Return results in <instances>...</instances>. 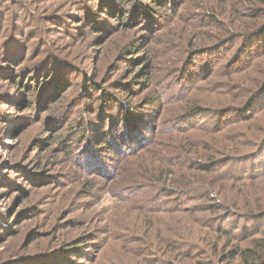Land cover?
<instances>
[{"label": "rangeland", "instance_id": "374dc122", "mask_svg": "<svg viewBox=\"0 0 264 264\" xmlns=\"http://www.w3.org/2000/svg\"><path fill=\"white\" fill-rule=\"evenodd\" d=\"M100 4L0 0V264H240L264 237L234 212L264 204V0Z\"/></svg>", "mask_w": 264, "mask_h": 264}, {"label": "trees", "instance_id": "16d2710c", "mask_svg": "<svg viewBox=\"0 0 264 264\" xmlns=\"http://www.w3.org/2000/svg\"><path fill=\"white\" fill-rule=\"evenodd\" d=\"M104 1L106 2V0H100V3H101L100 4V12H103ZM259 36L260 35L251 32V33L245 35L246 42H250V44L254 45L255 41L257 40V38ZM261 40H264V39H261ZM262 44L264 45V41L262 42ZM9 47L11 48L13 46L12 45L11 46L8 45L7 47H5L6 50H7L6 53L10 54L11 55L10 58H12V60H13L15 58V56H17V54L13 53L10 49H8ZM40 54H41V60L46 58L44 61L46 63L45 66H47V67H44V69L46 71L44 73H41L40 75H46L45 73L48 72V70H49L48 68L49 67L51 69L56 68V67H54V66L57 65V63H56V55L53 52H51V51L49 53H46L45 50L42 51ZM51 61H52V63H51ZM39 66H40L39 63H37L36 65L30 66V67H25L26 70L29 72L28 74H33L34 73L33 75H28V77H31L33 80L35 79V81L37 80V83H40L39 82L40 79H37V76H36V74L39 73V70H38V69H40ZM55 76L56 75H52L51 74L52 78H54ZM20 83L21 82L18 81L15 84L16 85H20ZM62 95H60V96H62ZM74 98H76V97H74ZM55 100H57V99H54V101ZM22 104H23V102H22ZM26 107L27 108L32 107V105H31V103H29V101H27ZM92 110H94V107H92ZM79 122H81V121L79 120ZM88 122L89 121L84 122L85 125L83 123L80 124L81 125L80 128L82 127L80 129V133L83 134V136L85 135L84 133H86L89 130V128L92 129L94 127L93 124L90 125V124H88ZM112 124H113V129L112 130H115L118 126H120V121L119 122H113ZM116 131H118V130H116ZM52 136H55V135H52ZM117 138H119V139L121 138V134L119 132H116V133H114L113 135L110 136L112 144L116 142L115 140H117ZM252 207H256V208H253V210H249V211H245V210H243V211L235 210L234 211V212H236L235 214L238 217L242 218V221H241L242 224L245 222V220H247V218H252L253 217L254 219H256V218L264 217V204H255ZM233 223L236 224L235 225L236 228H239L241 226L240 227L241 230L246 228V226L240 225V219L237 220L235 218L233 220ZM245 231L246 230L240 231V233H243ZM225 232L228 233V231H225ZM253 240L255 241V246L237 248V249H235L236 251H231V253H229V255H231L232 257H235V258L240 256V257H238L239 259L237 260V261H240V264H264V237L253 238Z\"/></svg>", "mask_w": 264, "mask_h": 264}]
</instances>
